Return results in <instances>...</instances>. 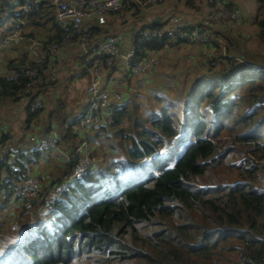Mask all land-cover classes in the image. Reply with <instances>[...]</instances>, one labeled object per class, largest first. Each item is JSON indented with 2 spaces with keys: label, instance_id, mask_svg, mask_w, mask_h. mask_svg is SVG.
Listing matches in <instances>:
<instances>
[{
  "label": "trees",
  "instance_id": "obj_1",
  "mask_svg": "<svg viewBox=\"0 0 264 264\" xmlns=\"http://www.w3.org/2000/svg\"><path fill=\"white\" fill-rule=\"evenodd\" d=\"M29 1L0 0V20L10 12L7 17L15 28L20 15L16 8ZM195 2L185 0L184 5L197 9ZM23 17L26 27L43 33L40 39L44 45L65 36L47 0ZM254 18L264 32V0H256ZM104 27L88 24L85 28L91 31L90 40L106 36L109 29ZM147 28L160 29V25L142 29ZM27 36L35 35L30 32ZM222 38L227 39L225 35ZM76 41L74 37L71 43ZM178 44L165 37L142 41L137 33L132 48L140 59ZM16 48L22 52L16 59L6 60L7 67L48 68V58L37 61L24 46ZM226 64L217 74L197 78L175 101L160 96V92L147 97L148 102H153V97L156 102L163 101L158 109L123 102L114 111L112 123L93 137L92 147L98 144L91 150L96 165L69 184L41 214L19 224L4 244L0 264H264V166L256 162L264 158V67L233 60ZM114 70L116 67L109 70L106 79ZM26 83L24 76L5 78L0 68V104L4 99L19 102V90ZM48 86L37 89L31 97H38ZM41 112L42 106L32 110L28 103L26 123ZM78 123V118L72 117L59 134L69 151ZM199 127L202 133L196 135ZM53 129L49 126L44 131ZM226 132L237 143L254 148L253 155L242 157L231 167L237 176L233 182L216 176L219 161L229 158L238 147L232 141L223 143L221 137ZM5 141L2 130L1 146ZM184 141L186 148L171 168L164 162L160 173H150L134 185L123 187L118 181L123 167L164 154ZM103 146L108 152L100 149ZM114 152L117 159L111 158L108 165L102 161ZM41 155L20 154L14 161L16 172L0 163V217L11 201L22 202L13 198L15 186L5 180L33 175ZM73 167L74 161H63L59 174L42 187L32 204L46 202L50 191ZM208 175L211 178L200 182ZM19 204L21 211L26 209L25 203Z\"/></svg>",
  "mask_w": 264,
  "mask_h": 264
},
{
  "label": "built area",
  "instance_id": "obj_2",
  "mask_svg": "<svg viewBox=\"0 0 264 264\" xmlns=\"http://www.w3.org/2000/svg\"><path fill=\"white\" fill-rule=\"evenodd\" d=\"M42 0H31L21 7L17 25L0 40V68L2 75L10 80H16L20 76L27 78L26 86L19 90L21 99L27 100L31 109L41 106L38 97L31 94L39 88L55 82L54 68L60 59L61 50L70 44L73 38L86 42L91 38L89 28H83L84 21H96L103 25L106 15L119 13L127 8H149L154 4H161L164 0H47L52 6L55 20L65 31L61 41H54L44 45L40 38L27 36L26 24L23 15L38 9ZM208 11L206 16L196 25L189 26L171 16L165 31L161 29H140L139 36L142 41L165 37L171 43L208 44L216 41L218 36L214 29L226 32L233 31V24L240 22V9L235 0H206ZM28 43L34 48L35 60L49 59L48 68L38 70L27 65L11 68L4 63L2 52L6 47ZM120 39L115 34H109L99 40L92 41L86 48L81 58L80 75L87 81L85 87L86 104L79 115V123L76 126V139L71 144V150L65 160L74 161V167L64 181L55 186L49 193L48 200L35 205L42 187L49 182L48 174H34L23 180L14 177L6 179L15 186L14 197L26 203L24 215L34 218L49 207L51 202L59 199L66 187L74 181L82 179L92 168L94 159L91 156L90 145L95 134L102 128L108 127L113 121V113L124 102L123 95L118 91L109 90L105 87V75L109 70L121 69L126 76L144 75L151 71L158 60L152 53L136 59L133 48L121 50ZM114 70L113 72H115ZM112 72V73H113ZM1 102V95H0ZM2 128L0 127V142ZM61 137L54 131H43L27 149L14 146H1L0 163H6L14 172L18 169L15 159L24 153H58L61 150ZM264 164V161H261ZM16 223H13L14 227Z\"/></svg>",
  "mask_w": 264,
  "mask_h": 264
},
{
  "label": "rangeland",
  "instance_id": "obj_3",
  "mask_svg": "<svg viewBox=\"0 0 264 264\" xmlns=\"http://www.w3.org/2000/svg\"><path fill=\"white\" fill-rule=\"evenodd\" d=\"M166 1L167 0H164L162 3L166 4L165 3ZM235 2L239 6L241 16L239 19L240 22L233 24V28H234L233 31L226 32V31L221 30V29H214V31L216 32V35L218 36L216 41H212L211 43H208V44H194L197 46H196V48H194L193 51H191L192 49L189 50L191 52L190 55H192V56H191V61L188 63V67L182 66V64H180L179 62L177 64H171V62L169 60L165 59L167 56L166 49L169 50V48L177 47L179 44L176 46H173V47L164 48L163 51H161V54L158 55L161 58V68H160V65L157 66L158 65L157 64L156 65L157 67L155 66L151 71H149L147 73L148 75H146V76L148 77L147 81H149L148 82L149 85L145 84L146 86L144 85V86H141L138 89H136V92H138L139 95H142L143 98L142 99H139V97L133 98L132 100L129 101L130 105L134 106V105L140 104V108H141V106H144V105L145 106L154 105L153 108L158 109L159 107L162 106L163 101L156 102L157 99H155L153 97V98H151V101H153V102H148L147 97H151V96H153V94L158 93L159 88H163L162 90L164 91L165 95L170 97L171 101L176 100V98H177L176 96L179 94H174L171 96L170 92H173V90H174L172 87H169V85H167V84H165L163 86L159 85L158 82H156L157 78H154V82H151L153 80L152 74L156 73V71L160 72L161 69H163L162 71L164 73H168L169 71H171L172 76H167V74H166L163 77V79L164 78L167 80L178 79L177 80L178 83L176 84V86H173V87H175L178 90H182L185 93V91H187V89H188V86L190 87L189 84L194 82L197 78L205 76V75L206 76L207 75H214V74H217L219 71H222V69L225 68V65L227 66V64H226L227 60H231V61L233 60L234 63L244 62V63L249 64V65H257V66L264 67V32H262L260 30V28L256 25V19L254 18L255 17L256 0H235ZM195 4L199 8V10L193 11V9H195V8L189 9V8L185 7L186 10L182 8L183 11H185L189 14L199 15L198 18L195 21H193L192 24H187L177 14H175V13L167 14V11H166L165 13L167 14V16L163 18V21L160 24L161 31H165L167 29V27H168L167 21L171 16L175 17L179 21H181V22H183L189 26H193V25H196L199 22H201L202 19L206 16L207 11H208V6L206 3V0H196ZM157 6H158L157 4H154V6H151V7L154 8ZM20 10H21V8L17 7L16 13ZM122 12H124V10L119 12V13H114V14H120ZM144 13H145V8L143 9V7L131 9L128 12L125 11V14H127L129 16V18H130V16H132V18H135V20H136V18H144L146 16V15H143ZM9 14H10V12L6 11V15L8 16ZM7 16H6V18H3V20H0V40L14 28V26L10 22V19ZM1 17H2V15L0 16V18ZM130 21H132V20H130ZM130 21L129 22L120 21L118 24H113L114 30L113 31L109 30V32L107 34L105 33L106 36H108L109 34H115L116 36H118L119 34L117 33V31H124V29L126 28L125 26H127L128 29L132 28L133 23ZM88 24H89L88 22L84 21L82 24V29L87 27ZM106 24H105L104 28H107ZM115 30H116V32H115ZM30 32L34 33L35 36H33V37H35V38L43 37V33H40L39 31H35L33 29V27L32 28L30 26L26 27L25 33L28 35ZM223 35H225V37H227L225 42H223V38H222ZM219 39L222 40V43H219ZM72 44L73 43H70V44L66 45V47H64V49L62 51L64 52L66 57L64 56V58L58 60L56 66L54 68V75H55L56 84L59 81L62 82V80H63L62 78L66 74L65 73L66 71L61 72L59 67L64 64L68 68L70 67V69H71V67L74 65L73 62H74V59L76 57V54L78 51H80L79 48H74V49L70 50V48H71L70 46ZM215 44H217V46ZM19 46H21V45L9 46V47H6V49H4V51L2 52V57H3L4 63L6 62V60L15 59L14 57L18 56L19 52L17 51L16 47H19ZM127 47L128 46H126V48ZM218 47H220V50L218 49ZM126 48L121 45L122 51L123 50L128 51L129 49H131V47H129L127 49ZM23 49L25 51L26 47H24ZM21 52H22V50H20V53ZM19 56H20V54H19ZM158 56L155 55V58L158 60V63H159L160 59ZM194 57L196 59V60H194L195 63L192 61L194 59ZM196 63H198V64H196ZM196 65L199 67H197ZM189 71H190V73H189ZM150 76H151V78L149 79ZM72 79H75V77L71 76L69 78V80H72ZM130 80H133V79L129 78V81ZM182 81L184 83H182ZM118 82H120L121 85H123L125 83L124 79H122L120 77H118ZM127 83H129V82H127ZM86 85H85V87H86ZM153 90L155 92L152 93ZM77 91H78V93H80L79 89ZM134 95H136L135 92L133 93V96ZM159 95L161 96L162 93H160ZM52 97H53V95H50V97L47 100L43 99L42 103H41L42 109L44 111L46 110V112L49 111L53 114L52 118L50 120L46 119L47 116L45 117V115H46V112H45V113H40L38 116L33 118L30 123L27 124L25 111H26L28 101L22 100V99L18 102V104H12L9 108H7L8 112H11L9 115H8V113L4 114V111L0 110V124L5 123L6 122L5 119L7 118L8 120L11 119L10 123L13 124L12 126L15 127V129L13 130V133L11 134V141L6 142L5 146L22 147L24 145L25 139H30V141H31L32 137L37 138L38 134L41 133V131L46 126H53L54 131H56L58 134H62L63 128L68 126V124L70 123V120H71L70 117H72V115H73V107L70 104L69 105L66 104L64 109H61L58 105V101L61 102L62 99L60 97L56 98L55 96H54V99H52ZM184 97H185V95L182 96L183 99H184ZM39 99L41 101V98H39ZM1 104H0V107H1ZM177 107H178V110L180 112L182 110L181 101H179ZM3 108H5V107H3ZM76 110L77 109H75V111ZM2 115H4V116H2ZM201 133H202V128L199 127L196 130V135H201ZM228 135L229 134L226 132L224 134V136L221 137L223 143L225 144L227 141H232L233 143L238 145V147H235L236 148L235 152H230L229 158H226L225 160L219 161V164H217L216 176L218 178H220L221 180H224L226 182H233L237 179V176L234 174L235 172L231 169V167H234L242 157H249L250 155H253L251 152L253 151L254 148H253V146L245 147L243 144L237 143L234 140L233 136H228ZM190 137H191V133L188 134L187 138H190ZM19 142H21L23 144L21 145V143H19ZM18 143H19V145H18ZM69 143L72 144V142L70 140H69ZM63 144H64V142H63ZM186 145H187V141L181 142L179 145L174 147L172 150H170L164 154H161L158 156H153V157H151V158L145 160L144 162L137 164L135 166L123 167L118 172V176H117L118 181L120 182V184L123 187L128 186V185H134L140 181L145 180L149 176L150 173H152V174L160 173L162 163H164V162L166 163L167 167L171 168L175 164L178 157L185 150ZM64 146L67 147V145H64ZM93 146L94 147H92V145H90L91 150L94 148L92 151H94L96 149V147H98V144H96V145L94 144ZM100 149L104 150L105 153L108 152L106 146H103V148H100ZM48 154H50V153H42L41 159H46V158L50 157V156H48ZM114 157H115V159H117L115 152L113 153V155L109 156L107 159L102 160V161H104L108 165L111 158H114ZM93 159H94L93 165H96L97 160L95 158H93ZM261 159H264V158H261ZM261 159H257L256 162L260 164V162L262 161ZM41 161H44V160H41ZM93 165H92V167H93ZM62 166H63V164H61L60 168L58 169V172L61 170ZM261 166H264V164H261ZM35 167L38 169V172L41 174L46 175L45 173H49L50 179H52L54 177V175L56 177L59 174L58 172H55V173L53 172L55 165H54V161H52V160L39 163V166H35ZM40 170L41 171L43 170L44 172H41ZM261 176L264 179L263 173H261ZM208 177L211 178V176H209V175L205 176L204 178H200L201 179L200 182L201 181L205 182L208 179ZM201 184H204V183H201ZM19 203H25V202L24 201L19 202L17 200L11 201L8 208H6L2 212V216L0 217V256H2V253L4 251V244L7 242V240H9L13 237L12 234L15 233V231H17L16 229H19L18 225L23 224L24 223L23 221L26 220L25 218L31 220V218L24 215V210H22L23 212L21 211V207H23V206L20 205ZM36 206H34V207H36ZM7 211L12 213V215L15 218L10 219L9 221L6 220L5 222H2L5 219L4 215ZM19 216H21V217H19ZM34 218H32V219H34ZM13 223H16V225L14 227H12Z\"/></svg>",
  "mask_w": 264,
  "mask_h": 264
},
{
  "label": "crops",
  "instance_id": "obj_4",
  "mask_svg": "<svg viewBox=\"0 0 264 264\" xmlns=\"http://www.w3.org/2000/svg\"><path fill=\"white\" fill-rule=\"evenodd\" d=\"M184 0H167L164 3L159 4L157 7H150V8H146L145 9V13L143 15H146L144 18H132V16H129L127 14H125V12H122L120 14H108L106 15V22L105 24L107 25V29L109 30H114L113 24H118L120 21H127L132 22L131 24L133 25L132 28L128 29L127 26H125L126 28L124 29V31H117V33L119 34L118 37L120 39V46H124L126 48V46H128L127 48L131 47L132 48V43H133V38L134 35L139 33V30L142 29L145 26H150L152 24H161V22L163 21V18L167 16V14H171V13H175L177 14L179 17H181L187 24H192L193 21H195L199 15L196 14H189L185 11L182 10L185 9V5H184ZM192 9V8H191ZM186 10V9H185ZM194 10H199V8L197 7V9H193ZM167 11V14L165 13ZM126 12H128V10H126ZM123 17V18H122ZM122 18V19H121ZM90 25H95L96 26V21H90L89 22ZM116 32V30H115ZM40 38V37H39ZM94 41V40H93ZM92 42V40L86 41V42H82V40L77 39V41L75 43H73L70 47L71 49L74 48H79L80 51L77 52L76 57L74 59L73 62V66L68 68L66 65H61L60 71L61 72H65L66 74L64 75V77L62 78V82H58L56 84V81L54 83H52L51 85H49L47 88H43L40 91V95L39 98H41V103L42 100H47L50 95H53L52 99H54V96L56 98H61V102L58 101V105L61 109H64L65 105H72L73 107V115L72 117L78 118L79 120V115L81 113V111L83 110L85 104H86V95H85V85L87 84V81L84 77H81L79 69H80V64H81V58L82 55L85 51V48ZM223 42H225V39H223ZM123 43V44H122ZM219 43H222V40L219 39ZM24 47H26L25 51H27V53L30 55V57L34 58V54L33 51L34 48L31 47L28 43H23L22 44ZM197 45L194 44H189V43H181L179 44L177 47L174 48H169L166 49V60H169L171 62V64H177L178 62L180 64H182V66L188 67V63L191 61V51L194 50V48H196ZM126 48V49H127ZM66 49V48H65ZM171 49V50H170ZM20 53V50H17ZM163 51V50H161ZM161 51L156 52V53H152L154 56L155 55H160ZM19 54L17 57H19ZM64 56L66 57V55L64 54V52L61 50V55H60V59L64 58ZM17 57H14L15 59ZM159 57V56H158ZM59 59V60H60ZM160 61L158 63L157 66L160 65L161 68V58L159 57ZM194 59L192 60L194 62ZM195 63V62H194ZM198 64V63H196ZM156 66V67H157ZM197 66V65H196ZM199 67V66H197ZM159 68V67H158ZM182 69V68H181ZM163 69H161L160 72L156 71V73H153V80L151 82H154V78H157L156 82H158L159 85H169V87H172L174 90L173 92H170L171 96L174 94H184V92L182 90H178L173 86H176V84L178 83V79H174V80H167V79H163V77L167 74V76H172V72L169 71L168 73H164L162 71ZM190 73V71H189ZM120 75V76H119ZM148 74H144V75H135V76H126L125 73L121 70L118 69L115 72L112 73V75L110 76V78L108 77L106 79L107 74L105 75V87L108 88L109 90H113V91H118L123 95L124 98V102L126 101H130L133 98H137L139 97V99H142L143 96L139 95L138 92H136V89H138L141 86H144L145 84L147 85L149 81H147L148 77L146 76ZM151 75V76H152ZM73 76L75 77V79L69 80V78ZM151 76L149 77V79L151 78ZM194 76V75H193ZM118 77L124 79L125 83L123 85H121L120 82H118ZM129 78L133 79L129 81ZM70 81V82H69ZM173 81V82H172ZM129 82V83H127ZM182 83H184L182 81ZM57 85V86H56ZM145 85V86H146ZM149 85V84H148ZM188 85V84H187ZM190 85V84H189ZM189 88V86H188ZM80 90V93H78L77 90ZM163 88H159V92L162 93L163 95H165L164 91L162 90ZM188 90V89H187ZM136 93V95L133 96V93ZM155 92L154 90L152 91V93ZM51 99V100H52ZM24 100V99H22ZM27 101V100H26ZM12 104H18V102H13L7 99H4L3 103L1 104L0 110L4 111V114L8 113V115L11 112H8V109ZM5 107V108H3ZM41 107V106H40ZM75 109H77L75 111ZM44 110L42 109L41 113H45L46 110L43 112ZM52 113L51 112H46L45 117L47 116V120H50L52 118ZM4 116V115H2ZM70 117V118H72ZM4 118V117H3ZM5 119V118H4ZM5 123H1L0 127L2 128L4 134L6 135V142H10L11 141V134L13 133V130L15 129L14 126H12L13 124H11V119L8 120L7 118L5 119ZM71 121V120H70ZM12 126V127H11ZM49 127V126H46ZM46 127L41 131V133L46 129ZM51 128H53V126H51ZM74 131H76V126L74 127ZM41 133H39L41 135ZM38 134V137H40V135ZM35 137H32V140L30 141V139H25L24 141V145L22 147H18L20 149H27L28 147H30L32 145V143L37 139ZM21 143V142H19ZM18 143V145H19ZM23 143H21L22 145ZM65 144H61V150L58 153H50L48 154V158L46 159H41L39 160V162L35 165V166H39V163L45 162V161H49L52 160L54 161V173L58 172V169L60 168L61 164H63V161H65V156H68V154L70 153V151L68 149L65 148L64 146ZM44 160V161H41ZM41 161V162H40ZM36 168V167H35ZM34 168V174H39L38 169ZM41 171V170H40ZM41 172H44L43 170ZM32 173V174H33ZM33 174V175H34ZM48 174L49 173H45ZM16 216V215H15ZM20 217V216H19ZM4 221L6 220L9 221L10 219H14L15 217L12 215V213H10L9 211H7L4 215ZM19 226V225H18ZM10 227V226H9ZM18 228V227H17Z\"/></svg>",
  "mask_w": 264,
  "mask_h": 264
}]
</instances>
